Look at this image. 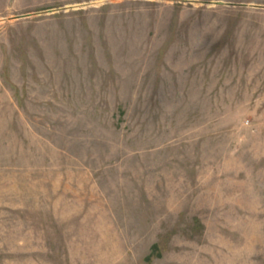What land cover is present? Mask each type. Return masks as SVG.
<instances>
[{
    "label": "rangeland",
    "instance_id": "1",
    "mask_svg": "<svg viewBox=\"0 0 264 264\" xmlns=\"http://www.w3.org/2000/svg\"><path fill=\"white\" fill-rule=\"evenodd\" d=\"M0 264H264V0H0Z\"/></svg>",
    "mask_w": 264,
    "mask_h": 264
}]
</instances>
